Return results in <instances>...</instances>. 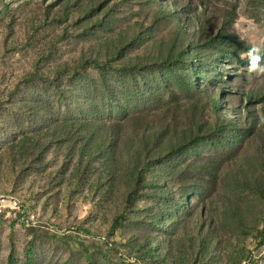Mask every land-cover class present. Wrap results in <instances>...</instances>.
I'll use <instances>...</instances> for the list:
<instances>
[{"label":"rangeland","instance_id":"1","mask_svg":"<svg viewBox=\"0 0 264 264\" xmlns=\"http://www.w3.org/2000/svg\"><path fill=\"white\" fill-rule=\"evenodd\" d=\"M1 199L0 264H264V0H0Z\"/></svg>","mask_w":264,"mask_h":264},{"label":"trees","instance_id":"2","mask_svg":"<svg viewBox=\"0 0 264 264\" xmlns=\"http://www.w3.org/2000/svg\"><path fill=\"white\" fill-rule=\"evenodd\" d=\"M215 110L219 111L218 105L215 106ZM99 132L94 131V136L89 137L87 140H83L80 142L81 148L80 150V157H95L96 155L99 156H105L108 157H115V149L113 146L116 143L114 137L110 134H102L101 137H97L95 135H98ZM100 136V135H98ZM29 137H24L21 144L27 143ZM83 139V137H82ZM143 140V139H142ZM152 137L150 140L142 141L138 145H136V151L133 153V155H130V157H141L143 153H147V149L149 148V144L152 142ZM95 143V148H92L91 144ZM32 144V142L28 143ZM139 170V167L136 166L135 171Z\"/></svg>","mask_w":264,"mask_h":264},{"label":"built area","instance_id":"3","mask_svg":"<svg viewBox=\"0 0 264 264\" xmlns=\"http://www.w3.org/2000/svg\"><path fill=\"white\" fill-rule=\"evenodd\" d=\"M21 205L13 203L8 199L0 200V215L6 214L11 215L12 213L17 214L20 211Z\"/></svg>","mask_w":264,"mask_h":264},{"label":"clouds","instance_id":"4","mask_svg":"<svg viewBox=\"0 0 264 264\" xmlns=\"http://www.w3.org/2000/svg\"><path fill=\"white\" fill-rule=\"evenodd\" d=\"M258 50L252 49L249 51V71H255L259 65L261 57L256 54Z\"/></svg>","mask_w":264,"mask_h":264}]
</instances>
